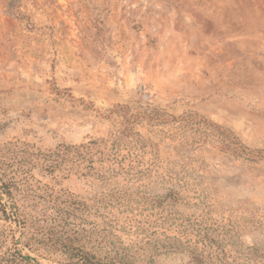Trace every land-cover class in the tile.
<instances>
[{"label":"rangeland","instance_id":"1","mask_svg":"<svg viewBox=\"0 0 264 264\" xmlns=\"http://www.w3.org/2000/svg\"><path fill=\"white\" fill-rule=\"evenodd\" d=\"M118 105L175 116L194 110L264 150V0H0V144L46 149L102 138L118 126L106 118ZM164 130L166 138L152 135L164 171L185 187L154 177L145 183L150 193L177 188L186 203L174 210L210 222L246 225L264 212V159H235L213 143L189 147L185 137H170L173 127ZM58 188L81 197L99 189L76 175ZM204 190L210 206H190ZM159 214L146 205L117 211L128 218L120 223L125 244L138 257L153 254L149 264H195L185 252L160 247L155 255L150 238L178 235L153 224ZM242 239L251 246L263 237L242 231Z\"/></svg>","mask_w":264,"mask_h":264},{"label":"trees","instance_id":"2","mask_svg":"<svg viewBox=\"0 0 264 264\" xmlns=\"http://www.w3.org/2000/svg\"><path fill=\"white\" fill-rule=\"evenodd\" d=\"M114 117L118 126L107 136L77 145L45 149L26 141L0 144V264H39L25 249L54 255L62 264H149L153 254L134 255L119 234L124 229L121 220L128 218L117 211L134 205L159 209L153 224H168L178 233L164 235L166 242L150 238L158 249L155 255L161 247L185 252L195 264L214 259L229 264L231 257L234 264H264V212L245 219L246 225L210 222L206 214L188 217L174 210L186 203L180 190L152 194L145 184L156 177L185 187L176 173L164 171L161 140L152 136L166 138L167 126L174 129L170 137H185L189 147L213 143L235 159L258 162L264 159V150L249 147L234 130L194 110L175 116L156 106L135 112L130 105H118L106 116ZM72 175L89 179L99 189L91 197H81L58 188ZM209 198L204 190L198 203L189 205L209 207ZM242 231L259 232L263 240L248 246Z\"/></svg>","mask_w":264,"mask_h":264}]
</instances>
